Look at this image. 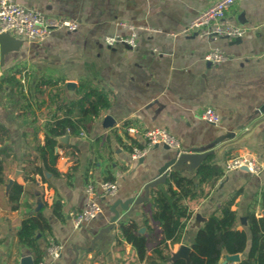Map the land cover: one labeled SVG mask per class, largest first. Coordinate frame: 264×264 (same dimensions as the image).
Listing matches in <instances>:
<instances>
[{"label": "crops", "instance_id": "0c3cea01", "mask_svg": "<svg viewBox=\"0 0 264 264\" xmlns=\"http://www.w3.org/2000/svg\"><path fill=\"white\" fill-rule=\"evenodd\" d=\"M16 1L73 20L77 26L74 30L54 29L41 41L9 32L11 38L5 45L0 41V79L18 70L16 77L26 81L33 93L40 76L63 78L65 85L67 81L75 82L73 90L65 86L68 97L74 95L80 79H88L108 91L112 102L78 134L60 137L76 151L69 154L63 147L58 148L55 167L62 174L45 172V180L31 174L37 184L28 185L18 209H9V186L14 180L25 184L22 166L34 154L29 142L32 135L28 133L25 139L22 132L27 127H40L47 106L39 102L33 105L31 110L39 120L29 124L30 118L16 116L18 103H3L9 89L3 83L0 125L9 133L0 140L6 175L0 189V264H20L25 255L31 256V264H148L137 257L131 243L121 238L118 223L133 221L140 232L153 227L150 220L147 225L143 222L149 194L146 199L136 198L145 195V183L159 175L160 168L177 150L158 144L141 157L133 158L130 152L132 145H144L142 131L154 127L174 134L185 151L213 149L223 167L227 157L244 152L263 161L256 173L240 168L224 170L205 197L189 202L192 212L186 232L180 240H167L170 255L181 243L189 245L206 215L235 192L232 207L237 212V227L244 229L249 238L248 212L264 216V113L259 111L264 102V0H236L227 11L229 21L246 27L239 40L225 36L213 39L200 29L182 31L213 0ZM119 21L141 26L136 29L134 47L104 42L105 35H129ZM213 47L221 48L228 58L208 63L203 55ZM38 97L46 99L44 94ZM206 106L218 112V123L199 117ZM129 126L135 128L132 135L126 134ZM38 137L43 139L40 130ZM185 165L179 171H188ZM88 179L94 181L100 193L101 211L75 226L68 213L84 207ZM104 179L116 183L113 194L102 193L100 182ZM57 198L61 208L55 213L52 202ZM39 209L47 218L49 230L36 232L40 259L35 262L33 251L17 242L16 230L26 213ZM49 237L61 245L58 257L47 252ZM238 254L240 259L243 253Z\"/></svg>", "mask_w": 264, "mask_h": 264}, {"label": "trees", "instance_id": "16d2710c", "mask_svg": "<svg viewBox=\"0 0 264 264\" xmlns=\"http://www.w3.org/2000/svg\"><path fill=\"white\" fill-rule=\"evenodd\" d=\"M18 72L12 70L0 79V89L3 83L9 86L3 103L6 106L18 103L16 116L30 118L29 124L32 125L39 120V116L31 107L38 106L39 102L46 103L47 109L43 113L44 120L40 127H27V131L22 132L25 139L28 133L32 135L29 142L34 154H28L30 157L27 160L23 159L27 162V165L22 166L25 184L14 180L9 186L6 197L9 209H18L28 185L37 184L31 174H38L42 180H45V172L52 175L62 174L55 167L58 148L63 147L69 154L76 151L70 142L62 143L60 137L65 134H78L87 124L94 122L112 102L108 91L88 79H80L74 95L68 97L63 78L42 75L34 84V92L31 93L26 81L16 77ZM47 86H50L48 90ZM42 94L46 95V99L41 100L38 97ZM39 130L43 133L42 140L38 137ZM8 133V129L0 125V140L5 134L7 138ZM3 162V153L0 152L1 190L6 182ZM224 173L223 165L216 161L213 153L207 154L192 170L170 169L164 185L149 190L148 208L143 211V222L147 225L150 220L153 227L147 226L146 232H140L135 222L120 221L118 229L121 238L131 243L137 257L148 264H264V216H256L252 210L248 212V238L247 232L237 227V212L232 207L236 192L218 203L193 232L189 240V258L168 261L170 253L167 240H180L186 232L187 221L192 212L189 202L205 197ZM60 208V200L54 199L53 211L58 213ZM48 230L49 224L41 209L26 213L20 220L16 230L17 242L33 251L35 262L40 259L36 232L44 233ZM231 253H243V256L237 262H222L225 255Z\"/></svg>", "mask_w": 264, "mask_h": 264}, {"label": "built area", "instance_id": "2783aa9c", "mask_svg": "<svg viewBox=\"0 0 264 264\" xmlns=\"http://www.w3.org/2000/svg\"><path fill=\"white\" fill-rule=\"evenodd\" d=\"M236 0H213L204 9L197 12L191 21L183 27L182 31L191 29H200L202 32L210 35L213 39L218 37L241 38L246 27L229 21L226 13ZM121 27L127 28L129 35L109 34L104 36V42L107 45L121 42L129 47L135 46L136 29L140 25H135L127 21H119ZM76 22L67 18L54 15H48L41 11L29 8L16 0H0V32H15L27 39L41 41L45 39L54 29L65 28L67 30L76 29ZM203 58L208 63L224 61L228 55L219 47H213L204 53ZM199 117L203 120L216 124L220 121L218 112L210 106L202 109ZM135 128L129 126L126 128V134L132 135ZM144 145H132L131 156L133 158L143 156L147 149L158 144L167 145L177 150L176 155L184 152L181 148L179 139L163 127H154L142 131ZM245 166L251 172H259L263 167V161L255 154L244 152L235 156H229L224 161V170L229 171ZM102 193L113 194L117 190L114 181L104 179L100 182ZM84 190L86 193V202L82 209L69 211V217L75 226L83 221L92 219L101 211L98 202L100 193L92 179L85 182ZM61 245L53 238L49 237L47 252L51 257L60 255ZM41 262H39L40 264Z\"/></svg>", "mask_w": 264, "mask_h": 264}, {"label": "water", "instance_id": "95a60500", "mask_svg": "<svg viewBox=\"0 0 264 264\" xmlns=\"http://www.w3.org/2000/svg\"><path fill=\"white\" fill-rule=\"evenodd\" d=\"M8 38L10 37L9 32H0V41L2 42L3 45H5V42L7 41ZM240 38H236V40H239ZM66 88L73 90L75 86V82L73 81H67L66 82ZM259 111L264 113V102L262 105L259 107ZM164 147H168L167 145H163ZM214 150L213 149H208L204 151H184L181 152L179 155H175L172 159L167 161L159 170V175L147 183H145L143 189L145 195L139 196L136 198V200H142L146 199L149 194V188L150 187H155L159 184H163L165 182V179L167 177L168 171L170 169H176L179 170L180 166H183L185 163V167L187 170H192L195 168L201 160L209 153H212ZM240 169H246L245 166L240 167ZM198 218H200L199 214L197 215ZM189 253H190V248L189 245L181 243L176 251H172L171 255L168 257L170 261H173L177 258H189ZM239 260V254L238 253H231V254H226L225 258L223 259L222 262L225 261H238ZM32 263V258L30 255H25L21 257L20 259V264H31Z\"/></svg>", "mask_w": 264, "mask_h": 264}]
</instances>
